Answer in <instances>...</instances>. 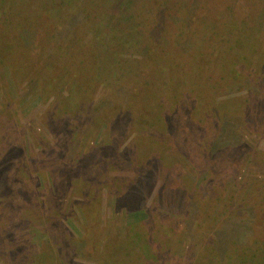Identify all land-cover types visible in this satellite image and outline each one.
I'll return each mask as SVG.
<instances>
[{
	"label": "rangeland",
	"instance_id": "374dc122",
	"mask_svg": "<svg viewBox=\"0 0 264 264\" xmlns=\"http://www.w3.org/2000/svg\"><path fill=\"white\" fill-rule=\"evenodd\" d=\"M0 6V264H264V0Z\"/></svg>",
	"mask_w": 264,
	"mask_h": 264
},
{
	"label": "trees",
	"instance_id": "16d2710c",
	"mask_svg": "<svg viewBox=\"0 0 264 264\" xmlns=\"http://www.w3.org/2000/svg\"><path fill=\"white\" fill-rule=\"evenodd\" d=\"M116 2H119V1H116ZM134 4H135V2H134ZM155 4V3H154ZM1 8H3V10H5V8L3 7V6H0ZM132 9V8H131ZM122 12H124V13H130L131 15H132V17H133V14L131 13V11L130 10H128L127 9V7L125 8V10L124 11H122ZM132 12H133V9H132ZM19 20L16 18V17H14V16H6V15H4L3 14V12H2V9H0V24H2V27H4V28H6V29H9V30H13V31H15V33H20V31H22L23 30V27L22 26H20L19 25ZM21 24V23H20ZM12 38H16L17 39V41L16 42H18V45H19V47L20 48H23L22 46L23 45H21V43H20V38H19V35H13V37ZM28 38H30V37H28ZM12 40V39H11ZM128 43H129V41H128ZM121 44V43H120ZM7 47H8V45H6ZM26 47V46H25ZM9 49H14V47L13 46H9L8 47V50ZM57 78H59V76H57L55 79L57 80ZM172 79H173V76H172ZM180 95H181V98H183L184 99V101H185V95H186V91H184V92H181V93H179ZM189 95H190V93H189ZM211 114L213 115V112H211ZM50 120V122L53 120V117L52 118H49ZM210 117L209 116H207V122L209 123L210 122ZM55 123V122H54ZM52 126H56L55 124H53ZM50 129H51V126H48ZM144 128V127H143ZM147 128H148V130H149V128H152L151 126L149 127V126H147ZM54 129V128H53ZM142 137H146V136H142ZM165 147L167 146V141L165 142ZM170 239V238H169ZM149 248V247H148ZM49 255H50V253H47V256L49 257ZM33 256H35V253H33ZM35 258H33L32 259V257L30 258V262H31V264H34V262H35ZM211 264H214V262L212 261L211 262Z\"/></svg>",
	"mask_w": 264,
	"mask_h": 264
}]
</instances>
